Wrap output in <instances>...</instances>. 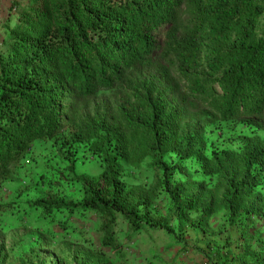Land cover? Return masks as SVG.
Here are the masks:
<instances>
[{"label": "trees", "instance_id": "1", "mask_svg": "<svg viewBox=\"0 0 264 264\" xmlns=\"http://www.w3.org/2000/svg\"><path fill=\"white\" fill-rule=\"evenodd\" d=\"M21 1L0 28V195L40 144L61 150L66 172L26 178L47 194L0 201V216L27 205L59 236L72 216L97 217L101 246L60 250L63 264L124 257L122 226L128 240L164 230L185 249L193 229L206 256L195 264H264V0ZM239 121L251 129L239 149L209 148V124ZM81 149L96 176L77 171Z\"/></svg>", "mask_w": 264, "mask_h": 264}, {"label": "rangeland", "instance_id": "2", "mask_svg": "<svg viewBox=\"0 0 264 264\" xmlns=\"http://www.w3.org/2000/svg\"><path fill=\"white\" fill-rule=\"evenodd\" d=\"M1 10V8H0ZM8 11V7L4 12ZM251 129L241 121L239 122H215L209 124L205 129V138L209 148L222 149H239L240 139L250 133ZM38 149L41 154L34 158H28L24 164L19 167V172L7 183V192L0 195V201L3 203L15 204V200L26 203L27 200H33L37 197L47 194L48 189L43 184L30 183L26 178H37L43 176L46 178H54L59 176L61 172L65 173V165L61 150L51 144H40ZM47 155L46 157L43 155ZM77 171L88 175L96 176L99 173V162L88 151L81 149L79 159L77 161ZM129 178L135 182H141V175L131 173ZM192 176L197 181L202 180L203 176L194 171L192 166ZM32 175V176H31ZM37 176V177H36ZM58 176L56 178H58ZM21 188L17 190V186ZM63 190L65 196H77L78 190L72 183L63 182ZM12 190V191H9ZM62 190V191H63ZM59 192V191H58ZM264 192V185H263ZM60 193V192H59ZM13 202V203H12ZM156 217L166 214V206ZM26 205V204H25ZM15 208V206L10 207ZM28 210L27 205L18 212L14 210L6 215L0 216V252L6 255L3 264H63L60 250H64L71 259L76 255V250H92L101 246L102 233L99 230L100 221L95 216L78 217L72 216L69 222L70 233L65 236H59L62 232L61 227L55 229V235L45 233L43 223H38ZM62 219H66L67 215L63 213ZM129 230L127 226H122L120 231V240L123 242L124 257H117L115 253L109 250L104 262L109 264H195L205 261L206 256L201 253L199 246L198 233L193 229L187 230L185 240L188 246L193 249L190 251L183 248L182 244L176 243L164 230L143 231L141 234L128 240L127 234ZM209 237L215 240L221 236L217 234L218 223L216 219L206 230ZM204 242L201 241V244ZM189 250V251H188ZM200 250V253L196 252ZM264 256V246H263ZM1 264V263H0Z\"/></svg>", "mask_w": 264, "mask_h": 264}, {"label": "crops", "instance_id": "3", "mask_svg": "<svg viewBox=\"0 0 264 264\" xmlns=\"http://www.w3.org/2000/svg\"><path fill=\"white\" fill-rule=\"evenodd\" d=\"M21 0H0V28L7 22L8 18H10V7L13 2H19ZM22 2V1H21ZM8 7V11L4 12L5 9ZM248 229V228H247ZM218 245L224 246V241L218 240ZM254 244V241L252 242ZM238 240H232L231 248L236 252H239V248H237ZM252 244V246H253ZM256 246V245H255ZM263 253V250H261ZM222 264H257L253 261V259L249 255H234L229 260L228 258L223 259Z\"/></svg>", "mask_w": 264, "mask_h": 264}]
</instances>
